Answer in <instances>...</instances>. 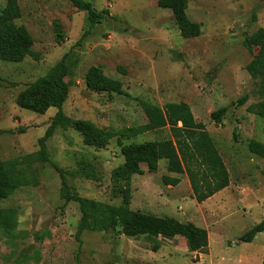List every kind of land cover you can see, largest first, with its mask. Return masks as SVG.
<instances>
[{"label":"rangeland","instance_id":"obj_1","mask_svg":"<svg viewBox=\"0 0 264 264\" xmlns=\"http://www.w3.org/2000/svg\"><path fill=\"white\" fill-rule=\"evenodd\" d=\"M86 1L110 15L91 27L86 11L71 0H20L22 16L16 23L31 34L34 53L20 62L0 60V158L32 180L0 199V208H15L18 217L12 232L0 228V264H221L223 259L239 264L241 255L262 251L263 236L256 244L239 237L264 218V158L248 149L251 139L264 143V43L244 41L264 31V0H204L210 15L202 34L191 38L181 35L155 0ZM5 5L0 0V14ZM64 56L70 83L64 112L73 119L124 129L147 122L143 100L162 106L185 101L205 123L230 184L201 203L187 174L170 173L166 159L155 173L141 164L144 173L133 175L129 183L112 178L124 162L122 145L169 138L168 128L129 139L114 137L103 148L85 145L73 127L58 128L46 144L73 192L204 227L209 232L206 253H190L182 236L163 238L155 249L152 240L126 235L107 217L99 219L100 230H85L78 241L79 203L65 201L60 174L38 157L39 139L57 108L40 114L16 104L29 83L61 74ZM93 65L122 81L125 93L89 89L85 75ZM243 96L248 99L240 105ZM224 106L228 111L216 122L211 113ZM165 174L180 177V183L165 184ZM125 188L128 201L121 192Z\"/></svg>","mask_w":264,"mask_h":264},{"label":"trees","instance_id":"obj_2","mask_svg":"<svg viewBox=\"0 0 264 264\" xmlns=\"http://www.w3.org/2000/svg\"><path fill=\"white\" fill-rule=\"evenodd\" d=\"M71 1L79 9L86 11L91 27L101 24L110 15L108 10L99 11L94 8L90 1ZM157 4L159 7L172 10L175 24L183 37H199L202 34L201 24L191 21L187 15L188 0H158ZM21 16L20 0H6V5L0 14V60L20 62L34 53L31 34L23 25L16 23ZM60 36L64 37L62 34ZM244 41L247 45L262 44L264 31ZM65 57L62 59L61 74L40 76L29 83L18 93L16 104L40 114L46 113L51 107L57 108L50 126L39 139L38 157L42 161L51 163L60 174L61 193L65 201L79 203L82 215L76 234L78 241H81L80 235L83 231L100 230L99 219L107 217L114 226H121L128 236H146L155 243V249L160 247L163 238L182 236L190 253H195L197 256L206 253L209 248V232L204 227L173 216H159L145 211L131 210L126 206L86 199L73 192L67 181L65 169L50 159L46 144L58 128L73 127L82 135L85 145L99 148L105 147L114 137L129 139L150 131L168 128L171 135L169 138L122 145L124 162L113 170L112 178L116 182L129 183L133 175L144 173L141 164H146L148 171L155 173L159 170V161L166 159L170 173L187 174L194 198L201 203L230 184V173L205 123L197 120L190 105L185 101L167 102L162 106L143 100L142 107L147 122L124 129L108 130L89 120L73 119L64 112V104L70 94V83L65 79L67 73ZM247 69L253 77L258 76L259 73L251 66ZM85 84L89 89L97 92L125 93L122 81L106 75L102 68L96 65L87 70ZM247 99V96H243L237 102L242 105ZM227 111V107H220L211 113V117L220 123ZM261 114L264 115V104ZM248 149L251 153L264 158L263 142L251 139ZM162 180L172 186L178 185L181 181L180 177L167 174L162 176ZM31 181L23 169L17 168L12 162L7 164L0 158V199L9 197L19 187L28 185ZM121 192L128 201L129 189L125 188ZM17 223L15 208H0L1 229L12 232ZM261 232H264V218L244 232L239 237V241L252 242Z\"/></svg>","mask_w":264,"mask_h":264},{"label":"crops","instance_id":"obj_3","mask_svg":"<svg viewBox=\"0 0 264 264\" xmlns=\"http://www.w3.org/2000/svg\"><path fill=\"white\" fill-rule=\"evenodd\" d=\"M155 1L158 3V0H155ZM203 2L204 0H188V6L186 9L189 19L193 22L201 24L202 31H203V26H205V20H208L207 18L210 15L209 10L206 9V6L203 4ZM165 9H167V10H164L166 11L165 15L167 16V19L169 20L171 18H174L172 10L170 8H165ZM261 236L264 237V232L258 233L256 237L254 238V240L252 242H249V244L254 243V241L258 240V238ZM263 243H264V240H263ZM254 244H256V241ZM245 253L247 252L245 251ZM249 254H246L245 256L241 255L238 260L239 264H262V261L264 258V248L260 252L255 251L253 255H249ZM221 264H230V260L223 259Z\"/></svg>","mask_w":264,"mask_h":264}]
</instances>
